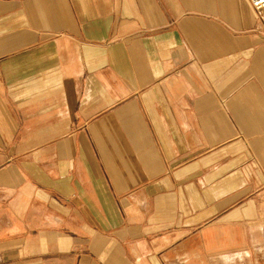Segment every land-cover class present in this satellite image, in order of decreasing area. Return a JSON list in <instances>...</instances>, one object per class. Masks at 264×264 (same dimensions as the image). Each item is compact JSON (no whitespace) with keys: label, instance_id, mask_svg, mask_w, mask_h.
<instances>
[{"label":"crops","instance_id":"obj_1","mask_svg":"<svg viewBox=\"0 0 264 264\" xmlns=\"http://www.w3.org/2000/svg\"><path fill=\"white\" fill-rule=\"evenodd\" d=\"M246 0H0V264H264V39Z\"/></svg>","mask_w":264,"mask_h":264},{"label":"built area","instance_id":"obj_2","mask_svg":"<svg viewBox=\"0 0 264 264\" xmlns=\"http://www.w3.org/2000/svg\"><path fill=\"white\" fill-rule=\"evenodd\" d=\"M246 2L257 20L255 32L264 39V0H246Z\"/></svg>","mask_w":264,"mask_h":264}]
</instances>
